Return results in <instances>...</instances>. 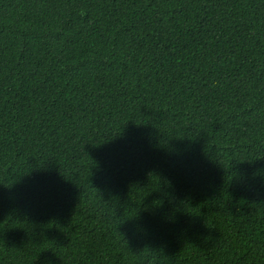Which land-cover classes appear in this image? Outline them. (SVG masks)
<instances>
[{"label":"trees","instance_id":"obj_1","mask_svg":"<svg viewBox=\"0 0 264 264\" xmlns=\"http://www.w3.org/2000/svg\"><path fill=\"white\" fill-rule=\"evenodd\" d=\"M0 264H264V0H0Z\"/></svg>","mask_w":264,"mask_h":264}]
</instances>
